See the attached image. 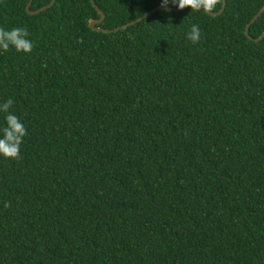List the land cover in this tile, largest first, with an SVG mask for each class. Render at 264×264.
<instances>
[{
	"label": "trees",
	"instance_id": "1",
	"mask_svg": "<svg viewBox=\"0 0 264 264\" xmlns=\"http://www.w3.org/2000/svg\"><path fill=\"white\" fill-rule=\"evenodd\" d=\"M93 1L101 28L161 5ZM26 2L0 0L35 45L0 51V103L28 132L0 156V264H264V37L244 33L264 0L111 33L89 0Z\"/></svg>",
	"mask_w": 264,
	"mask_h": 264
},
{
	"label": "clouds",
	"instance_id": "2",
	"mask_svg": "<svg viewBox=\"0 0 264 264\" xmlns=\"http://www.w3.org/2000/svg\"><path fill=\"white\" fill-rule=\"evenodd\" d=\"M161 6L164 7L170 2L175 4L177 8H191L195 11L207 10L214 8L220 0H160ZM165 10H168L165 7ZM30 34L27 27H13L6 30L0 27V51L7 52L10 48H14L16 52L30 54L34 48V42L29 38ZM186 39L193 45L198 44L202 39V32L198 24H192L186 33ZM14 101L9 98L0 103V113L4 114L5 126L0 128V156L19 160L21 145L24 138L28 135L27 129L23 121L14 114ZM4 208H10L11 202L5 201Z\"/></svg>",
	"mask_w": 264,
	"mask_h": 264
},
{
	"label": "water",
	"instance_id": "3",
	"mask_svg": "<svg viewBox=\"0 0 264 264\" xmlns=\"http://www.w3.org/2000/svg\"><path fill=\"white\" fill-rule=\"evenodd\" d=\"M32 0H27L26 4H25V10L27 13L29 14H35L47 7H49L54 0H49L48 3H46L45 5L35 9V10H30L29 9V6H30V3H31ZM91 5L93 6V8L96 10L97 14H98V17L96 19H88V22H87V25L88 27L91 29V30H94V31H102V32H108V33H111V32H114V31H117L119 29H123L129 25H132L134 23H137L139 21H141L142 19L146 18L147 16H149L150 14H152L153 12H155L156 10L158 9H165V7L168 9V10H173V11H180V10H183V9H179L177 8L176 6H164L162 7L161 5H158L150 10H148L147 12H145L144 14H142L141 16L129 21V22H126L124 24H122L121 26H118V27H115V28H101L99 26H96L97 24H99L102 19H103V14L102 12L95 6L94 4V1L93 0H89ZM224 7H225V0H222V5L220 7V9L218 11H211L209 9L207 10H204L206 13L210 14V15H219L223 12L224 10ZM264 12V5L262 6V8L250 19V21L246 24L245 26V30H244V33L245 35L254 40V41H259L260 39H262L264 37V30L263 32L256 38H253L250 36L249 34V27L250 25L261 15V13Z\"/></svg>",
	"mask_w": 264,
	"mask_h": 264
}]
</instances>
